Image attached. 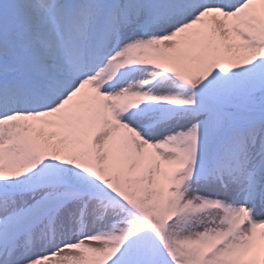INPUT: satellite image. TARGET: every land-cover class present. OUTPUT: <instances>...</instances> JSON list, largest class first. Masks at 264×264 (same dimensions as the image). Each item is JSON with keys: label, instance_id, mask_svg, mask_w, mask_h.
<instances>
[{"label": "snow or ice", "instance_id": "snow-or-ice-1", "mask_svg": "<svg viewBox=\"0 0 264 264\" xmlns=\"http://www.w3.org/2000/svg\"><path fill=\"white\" fill-rule=\"evenodd\" d=\"M0 264H264V0H0Z\"/></svg>", "mask_w": 264, "mask_h": 264}]
</instances>
